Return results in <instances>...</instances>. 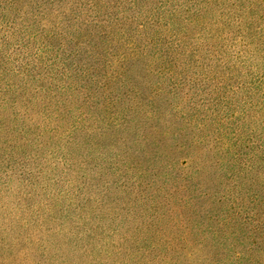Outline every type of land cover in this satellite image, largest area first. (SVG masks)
<instances>
[{
	"label": "rangeland",
	"instance_id": "374dc122",
	"mask_svg": "<svg viewBox=\"0 0 264 264\" xmlns=\"http://www.w3.org/2000/svg\"><path fill=\"white\" fill-rule=\"evenodd\" d=\"M11 1L0 0V264H157L139 244L153 236L142 221L155 223L158 214L145 202L155 178L139 177L146 162L133 152L141 117L125 126L113 111L104 113V0H59L54 12L40 5L28 14L23 0ZM142 1L138 21L153 24L138 45L156 35L154 63L162 53L177 67L164 62L155 79L140 57L131 87L155 97L160 122L170 111L166 101L180 105L193 119L189 138L203 126L209 143L216 128L230 141L243 125L242 137L251 150L262 147L264 159V0H211L200 20L193 10L201 2L172 0L169 9L180 7L173 22L163 8L151 17L155 2ZM251 2L255 9H248ZM138 25L129 33L143 30ZM65 51L74 53L71 71ZM160 142L144 149L151 163L165 155L179 167L191 155V148L180 154L169 139ZM263 159L255 189L264 179ZM209 177L198 174L204 183ZM168 233L159 231L157 239ZM252 256L264 263V251Z\"/></svg>",
	"mask_w": 264,
	"mask_h": 264
},
{
	"label": "trees",
	"instance_id": "16d2710c",
	"mask_svg": "<svg viewBox=\"0 0 264 264\" xmlns=\"http://www.w3.org/2000/svg\"><path fill=\"white\" fill-rule=\"evenodd\" d=\"M16 1L12 0L11 5ZM23 1L28 7L27 14L35 12L40 5H43L44 12H54V6L59 2ZM153 1L155 6L151 17L157 11L161 14L162 8L170 22L180 14V7L169 9L172 0ZM196 1L202 5L193 10L194 20L205 19L212 2ZM143 7L142 0H104V113L113 111L112 119L117 118L119 125L125 126L134 122L136 116L141 117L137 125L142 133L137 132L134 140L139 147L133 152L141 165L146 162L145 168L138 173L139 177L153 176L156 184L152 197L145 200L158 213L156 221H142V226L153 231V236H143L139 240L140 247L150 255L148 260L157 264H264L260 257L252 256L262 255L264 251L261 245L264 242V179L259 180L260 187L255 189L257 176H254L262 163L263 149L258 146L252 150L249 148L242 137L243 125H238V137L230 141L224 139L226 130V135H220L221 131L216 128L214 141L209 143L203 126L197 127L189 138L187 130L193 125L192 116L171 101H166L170 111L160 122L163 113L155 97L131 87V66L144 57L148 60L145 70L158 79L160 71L165 68L164 62L173 68L177 67V59L157 53L154 58L164 67L154 63L151 47L158 39L156 35L146 39L143 47L138 45V39L143 40L146 29L153 24L148 19L139 23L138 16ZM251 7L255 9L254 2L248 9ZM127 11L130 14L123 17ZM134 24L143 28L135 35L129 33ZM72 40L67 39L66 44ZM120 47L124 49L123 53L117 51ZM64 54L62 62L71 71L68 58L74 53L65 51ZM157 85L154 91L160 93L162 90ZM112 119L106 121L107 125L113 124ZM173 123H181L182 127L173 130ZM164 138L169 139L180 154L192 149L190 157L178 161L179 167L176 160L165 155H157L158 159L155 158L151 165L150 151L144 152V149L157 147ZM180 166L193 169L184 173ZM204 173L211 174L206 183L198 178V174ZM141 179L138 185L145 184ZM166 220L168 225L162 226L161 222ZM167 230L168 235L159 241L156 234Z\"/></svg>",
	"mask_w": 264,
	"mask_h": 264
}]
</instances>
